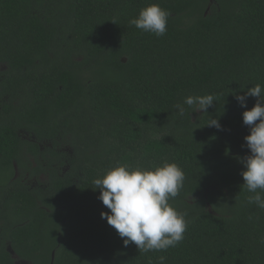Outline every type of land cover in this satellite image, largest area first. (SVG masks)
<instances>
[{
    "label": "trees",
    "instance_id": "trees-1",
    "mask_svg": "<svg viewBox=\"0 0 264 264\" xmlns=\"http://www.w3.org/2000/svg\"><path fill=\"white\" fill-rule=\"evenodd\" d=\"M0 63L35 264H264V0H0Z\"/></svg>",
    "mask_w": 264,
    "mask_h": 264
},
{
    "label": "flooded vegetation",
    "instance_id": "flooded-vegetation-1",
    "mask_svg": "<svg viewBox=\"0 0 264 264\" xmlns=\"http://www.w3.org/2000/svg\"><path fill=\"white\" fill-rule=\"evenodd\" d=\"M6 69L7 66L4 63H0V70L4 71ZM22 133L24 137H29L25 135L24 131ZM36 144H38L37 146L40 149L39 153H36V156L28 148V146L32 145L22 146L20 155L23 164L20 165L16 159L14 160L11 170L14 174L11 180L21 179V181L30 184L31 187H43L45 185L48 176L44 172L36 175L33 166H37L38 163L44 165L51 163V165L57 167L56 163L58 164V161L55 156L51 157L55 152L46 149V147H52L51 143L37 142ZM49 168L48 166L46 171ZM4 180H0V264H5L6 262L2 257L3 254L7 257V264H35L34 259L37 258L35 252L30 253L26 250L18 249L15 229L19 226H29L27 225L29 217L26 213H22L21 218L13 215V211L10 210V203L7 200V197L10 196V191L3 189V185L1 184Z\"/></svg>",
    "mask_w": 264,
    "mask_h": 264
}]
</instances>
